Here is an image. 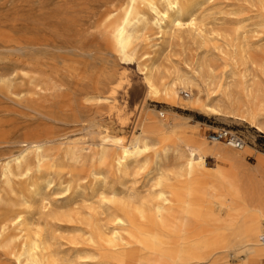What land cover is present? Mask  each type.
Here are the masks:
<instances>
[{"label":"rangeland","instance_id":"1","mask_svg":"<svg viewBox=\"0 0 264 264\" xmlns=\"http://www.w3.org/2000/svg\"><path fill=\"white\" fill-rule=\"evenodd\" d=\"M126 1L0 0V44L21 49L0 51V73L13 70L11 82L0 80V213L8 210L3 201L16 203L12 210L31 222L32 236L48 243L39 253L43 264H118L109 258L119 248L107 238L112 216L121 209L137 206L147 211L155 205L153 188L160 172L168 177L166 185L175 184L173 171L183 157L171 131L184 139H205L223 128L251 147L245 162L254 163L257 155L264 159V137L236 118L247 113L254 96L264 101V0L200 5L197 18L204 37L187 28L158 34L152 15L140 4L137 12L144 16L128 61L110 37ZM147 66H152L160 89L178 77L189 82L192 96L187 90L177 95L146 92ZM211 102L218 104L219 113L207 108ZM145 125L153 133H143ZM97 129L119 142L146 136L150 151L123 165L119 148L99 144ZM52 136L41 163L28 153L26 173L12 165L13 174L2 176L5 161L20 149V141ZM216 164L213 158L205 159L208 167ZM34 187L43 189L40 196H33ZM4 235L16 249L25 232L10 227ZM2 251L0 264H14Z\"/></svg>","mask_w":264,"mask_h":264},{"label":"bare ground","instance_id":"2","mask_svg":"<svg viewBox=\"0 0 264 264\" xmlns=\"http://www.w3.org/2000/svg\"><path fill=\"white\" fill-rule=\"evenodd\" d=\"M208 1L211 0H127L122 6L121 15L110 28L112 44L121 58L128 61L133 38L144 16L137 12V7L140 4L145 5L152 15V25L158 34H167L174 29L187 28L199 37H204L205 31L198 21L197 9ZM51 29L53 30V28ZM55 34L59 35L56 32ZM73 35L71 33V36ZM63 37L65 38V36ZM6 44H0V51L21 50ZM192 71L194 72L193 69ZM11 74H13V70L9 73H0V80L8 79L6 82H11V78H8L11 77ZM176 80L171 83L170 87H161L160 89V84L155 82L152 66H147L143 70L146 92L155 95L161 91L164 94L177 95L179 91L187 90L189 91L187 96H192L189 82L178 77ZM53 89L55 90V87ZM17 97L19 96L17 95ZM252 99L256 102L251 103L250 107L248 106L247 113L240 112L241 114L236 118L246 121L250 127L264 137V101L258 100L256 96ZM212 104H207V108L214 113H219L218 104ZM24 106L26 108V105ZM143 133H153V130L149 125H145ZM43 135L45 136V133ZM171 135L175 146L180 149L183 157L182 162L178 161L180 164H177L178 166L173 171L175 184L166 185L165 181L168 177L165 173L160 172L155 179L154 195L150 191L153 199L157 201L155 205L147 211L134 206L131 210L121 209L113 214L111 220L113 228L107 234V238L109 242H113L112 246L119 245V248L114 249L115 252L109 258L118 264H261L264 259V244L259 240L261 229L264 227L263 157L257 155L252 164L245 162L244 155L251 147L243 139H241V145L235 148L223 140L213 139L210 136L205 139L199 136L184 139L172 131ZM96 137L101 146L120 149V159L123 161V165H126L128 160L137 158V156L140 158L139 155L148 154L150 151V144L146 136H135L128 142H119L110 134L97 129ZM52 142L53 136L46 139L32 140L30 138L20 141V149L12 156L9 155V159L5 161L2 176L7 177L13 174L12 165L20 168L22 173H26L28 167L24 165L23 161L28 153L33 155L36 162L41 163L45 157L46 147ZM20 144L18 145L20 146ZM76 144L71 148L74 154L77 148ZM207 157L213 158L217 164L214 167L206 166L205 159ZM154 162L156 163V161ZM159 168L161 169V166ZM51 184L52 180L47 181V186ZM42 191L41 187H34L33 196H40ZM42 201L46 202V199L43 198ZM212 203L217 204V209L209 206ZM3 204L8 207V210L0 213V247L5 251L2 252L6 253L14 264H43L39 253L47 250L48 243L46 241L39 243L32 236L30 233L31 222L23 218L22 213L12 210L16 206L15 202L3 201ZM43 207L45 208V205ZM10 227L20 228L25 232L24 240L18 241L16 249L11 246V237L6 238L4 235ZM15 238L17 237L15 236Z\"/></svg>","mask_w":264,"mask_h":264},{"label":"built area","instance_id":"3","mask_svg":"<svg viewBox=\"0 0 264 264\" xmlns=\"http://www.w3.org/2000/svg\"><path fill=\"white\" fill-rule=\"evenodd\" d=\"M182 94L185 95L184 93ZM210 138L223 140L235 148H238L241 145V138L238 135L230 133L228 130L223 128L211 132ZM259 240L264 244V228L262 229V232L259 236Z\"/></svg>","mask_w":264,"mask_h":264}]
</instances>
